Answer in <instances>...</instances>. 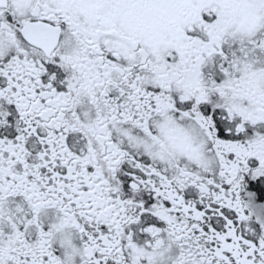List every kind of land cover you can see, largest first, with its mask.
Here are the masks:
<instances>
[{
	"label": "snow or ice",
	"instance_id": "1",
	"mask_svg": "<svg viewBox=\"0 0 264 264\" xmlns=\"http://www.w3.org/2000/svg\"><path fill=\"white\" fill-rule=\"evenodd\" d=\"M0 264H264V0H0Z\"/></svg>",
	"mask_w": 264,
	"mask_h": 264
}]
</instances>
